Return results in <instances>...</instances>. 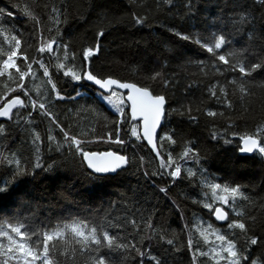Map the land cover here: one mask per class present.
Returning <instances> with one entry per match:
<instances>
[{"label": "trees", "instance_id": "1", "mask_svg": "<svg viewBox=\"0 0 264 264\" xmlns=\"http://www.w3.org/2000/svg\"><path fill=\"white\" fill-rule=\"evenodd\" d=\"M1 1L10 7L13 3L25 1L28 11L39 20L34 30L32 18L21 10L11 11L13 16L6 18L18 22L27 31L25 41L31 45V52L34 54H37L36 48L42 42L55 39L60 45H69L68 60L72 61V54L75 53V61L72 62L78 65L81 62L82 50L94 46L99 39L102 51L99 59L94 61L99 74L112 75L122 81L133 77L144 83L155 81L158 85L157 87L154 84L155 87L165 90L171 107L165 122L174 130L179 143L185 139L197 141L201 150L200 156L207 161L210 169L244 187L249 198L245 205L247 218L256 217L254 230L257 235L264 233L262 166L254 157L237 155L235 151L221 148L219 142L212 139L211 131L214 126H222L227 122L233 124L232 127L246 129L253 123L264 120V72L253 73L252 77H241L233 72L220 75L215 67L208 63L210 57L207 52L199 45L174 34V31L185 35L201 33L207 42H212L213 33L217 36L223 34L230 44L221 49V52H236L246 64L249 61L264 63L263 24L262 32L255 33H252L251 23L237 24V10L232 0H191V13L186 7V0H181L177 7L167 12L171 17L159 18L164 20L160 24L151 17L154 11L153 2L152 5L146 0H0V5ZM143 1L145 3H142ZM147 7L152 8L150 9L152 14L144 13ZM143 14L145 16H142ZM136 18L145 19L146 22L138 25L135 23ZM101 31L104 32V36L98 37ZM59 51L64 60L63 49ZM228 59L233 62V57L229 56ZM200 61H205V64L199 63ZM214 63L221 69L228 68V65L218 61ZM157 72L161 75L156 80L151 79ZM234 79L238 81L236 84L231 83ZM165 81L167 87H163ZM240 82L244 83L245 92L240 91ZM1 84L0 82V86ZM212 85H216L214 88L217 93L220 89L227 92L228 101L234 107L233 111L227 109L222 110L223 116H207L206 113L212 106V98L207 88ZM83 100L79 99L73 104L74 111L71 115L76 122L82 123L83 132L90 134L89 138L85 139L90 142L83 146H94L97 149L103 146H116L108 139L109 134L115 139V124L102 121L98 123V118L103 115V109L92 107L89 111L85 106L82 107ZM58 104L66 110L65 104ZM173 109L177 111L173 112ZM181 111L184 115H180ZM189 115L196 116L197 119L190 120ZM19 132L20 130L15 128L9 133L11 136L4 139L0 148L2 156L9 157L11 145L19 136ZM122 132L124 135L127 129L123 128L119 134ZM123 135L120 137L125 140ZM135 151L139 152L137 148ZM58 162L53 171H41L36 180L22 178V187L12 195V205L16 204L17 198H21L19 202L23 203L22 196L26 197L27 191L32 189L39 200L37 202H44V206L53 209L56 202L52 204L50 199L52 192L66 190L64 193L66 192L65 195L70 199L66 204L71 208L72 214L81 211L97 218L100 215L103 218L107 216L108 222L111 223L121 220L116 221L121 226L115 228L125 241L133 230L131 218L136 224H140L137 246L145 253V257L142 258L136 255L135 250H131L123 254L129 256L127 264L137 263L141 259L155 263V260L148 259L149 253L164 262L166 250L168 252L171 250L179 259L178 262L181 261L183 256L181 248L185 249L183 233L179 231L181 224L184 225V236L187 240L189 238L193 240V236L186 228L176 204L170 200L168 192L148 185L151 173L142 162L139 167L137 164L127 166L126 171H121L119 175H109L106 180L93 179L79 154L71 159L62 158ZM8 166L0 163V176L8 173ZM142 172L148 173L145 175L147 182L144 181ZM193 172L198 176L196 171ZM176 182L178 187L174 188V193L176 192L175 196L178 199L180 194L189 198L193 196L191 193L194 188L186 181L178 179ZM51 185L54 186L51 188ZM186 199L183 202L180 200V205L185 212H189ZM240 204L235 203L236 211L241 209ZM21 207L25 210L26 205ZM37 213L40 214V211ZM113 213L118 215L115 220ZM168 240L174 242L170 245L167 243ZM252 252L259 256L264 253V247L254 246ZM124 256L121 255L122 258ZM121 257L117 256L118 261ZM50 259L54 264H88L87 254H81L76 244L71 246L69 253L62 252L56 246L51 248L50 245ZM173 259L174 257L167 256L168 262L171 263Z\"/></svg>", "mask_w": 264, "mask_h": 264}, {"label": "snow or ice", "instance_id": "2", "mask_svg": "<svg viewBox=\"0 0 264 264\" xmlns=\"http://www.w3.org/2000/svg\"><path fill=\"white\" fill-rule=\"evenodd\" d=\"M163 2L172 4L173 0H163ZM258 2L264 5V0H258ZM14 6L18 7V5ZM186 7L188 12L191 13V0H186ZM237 7L239 12L237 13L238 19L236 23H252L251 14L244 12V6L239 3V0H237ZM23 12L32 18L34 22L33 29L35 30L39 20L27 8L23 9ZM12 16L13 13L11 11L0 8V17L11 18ZM145 22V19L142 18L135 19V23L138 25H143ZM2 23H4V20L0 19V24ZM13 31H16L17 35H13L10 38L5 37L6 40H9V48L6 51L0 49V57L6 56V58L0 59V78H6L7 81L15 85V87H11L6 84L3 90L0 91V119L12 121L15 118L19 122L26 114L28 120L25 122L31 124L33 122V113L38 111L42 117L48 118L52 124L59 128L63 134L64 142L63 144H57L56 150L59 151L62 147H66L67 151L73 156L79 154L81 160L86 162L87 168L91 170L90 175L93 179L106 180L110 174L119 175L121 171H126L131 159L129 156L113 151L87 149L83 145L90 141L78 139L75 135L70 134V131L66 130L59 120L58 115L52 111V108L55 107L52 103L53 99L55 101H75L80 95L79 93L75 97L62 95L58 88L59 77L56 76L54 78L49 71V68L52 67L51 54L54 51L58 52L63 49L64 61L60 60L59 55L56 56L57 63L54 65L56 73H62L63 77L69 78L76 83L82 81L90 82L91 85L95 86L99 98L111 106L115 113L118 114V120L114 122L117 125L115 139H113L111 134H109L108 139L117 145H124L126 142L119 135V126L125 124L130 118L131 121L136 122L131 126V137H134L135 141H146L147 145L151 146V151L155 153V158L159 160V168L162 171L151 175H167L173 181L182 178V168L177 163L172 151H168L166 154L162 152L166 143L170 147L177 144V140L174 139V130H168L164 123L169 115L168 99L165 95L157 94L149 87L138 85L137 83L124 82L111 75L99 74L93 67L94 61L99 59L102 51L99 39L94 46L82 50L81 64L77 69L74 63L71 65L68 63L69 45H60L55 39L46 43L42 42L36 48V52L40 54L41 58H33L28 54V49L31 48V45L23 41V33L17 29H13ZM174 34L185 41H191L199 45L201 49L207 52L210 57L208 63H211L220 75H224L226 72H233L238 73L241 77H252L253 73L264 72V63L262 62L249 61L246 64L244 59L236 52H221V49L230 44L223 34L217 36L213 33L212 42L203 41L199 38V34L185 35L175 31ZM103 36V31L98 33V37ZM22 43L25 44L23 50ZM53 45H56L55 49ZM45 55L48 56L47 63L43 58ZM229 56L233 57V62L229 61ZM18 60L21 63L18 64ZM71 60L75 61V53L72 54ZM215 61L228 65V68H219L215 65ZM199 63L205 64V61H200ZM34 64L39 65V68L43 69V76L47 78L46 83L51 86L49 96L41 94L43 98L39 99L32 97L31 89L25 84L26 77H34L36 75V70L33 69ZM101 71L103 70L101 69ZM160 75L157 72L151 79L156 80ZM237 82L235 79L231 81L233 84ZM165 87H167V81H165ZM240 91L245 92L243 82H240ZM220 92L225 97L227 96V92L224 89H220ZM51 93L55 95L52 96ZM210 94L215 97L217 96V91L214 88L210 89ZM225 104L227 108H232V103L226 99ZM29 109L31 110L29 111ZM172 111L175 112L177 110L173 109ZM188 112H191V108L188 109ZM206 114L209 117L224 115V113H217L211 110L207 111ZM180 115H184V112L181 111ZM189 119L195 121L197 117L189 115ZM231 126L230 124L229 127ZM2 130L0 128V131ZM233 135L236 136L237 133H233ZM39 139V135H36L33 143ZM212 139L219 141L222 137L213 133ZM48 140L50 142L54 141L55 137L49 135ZM135 141L132 144L133 147L137 146ZM224 143L231 144L232 141L224 139ZM143 146V143H141L140 147L142 148ZM238 152L241 154H258L264 159V129H257L256 133L252 135H240ZM179 158H191L196 163H199V151L186 146L179 154ZM140 160L143 162L144 157H140ZM0 163L15 165L13 183L17 179L25 177L36 180L39 176V173L36 172L37 169L51 172L55 166V162H53L44 167L38 160L29 170L27 165L21 166L20 161L15 159V154H12L11 159L7 156H2ZM145 175L147 176L148 173H145ZM187 175L191 177L195 173L189 170ZM211 187L213 190L221 189L220 184H214ZM161 191L166 193L167 189L162 188ZM222 191L233 197L231 204L228 196H218L216 199L219 201L220 206H215L214 203L208 202L206 198L203 202V207L208 209L217 221H228L227 229L230 230L229 235L236 237V239H229L226 235L220 234L218 230H214L212 224H208V230L215 231V239L221 242L219 245L220 252L212 248L213 256L225 259L227 264H259L258 259H252L251 249L252 246L264 247V233L256 234L254 230L257 223L256 217L244 218L245 214L242 211L235 210V197L237 195L245 200L249 198L243 196L239 186H225ZM9 192L10 185L8 183L0 185V194L7 195ZM194 203L201 202L194 201ZM225 205L232 208L235 213L234 217H230L229 212L224 210ZM31 220L32 217L29 216L20 217L19 210H16L12 217L3 219V222H0V264H54L53 260L50 259V245L51 248H54L56 245L51 242L58 241H63L65 245H70L71 243L78 245L80 253L87 254L88 264H126L129 259V256L125 255L120 261H114L110 257L101 254L104 249L109 251L123 249L125 253L135 250L136 255L142 258L145 257V253L137 246L139 242H118L119 238L111 234L109 229L121 225L108 222L107 216L104 219H99L70 215L69 218H59L58 222L48 229L34 226ZM131 224L133 227L138 228L135 220H132ZM69 236L71 240L68 239ZM201 236H204L205 240H207L203 231H201ZM241 237L244 238V244L238 247ZM167 243L171 245L173 241L168 240ZM187 246L190 250L193 249L194 244L191 238L188 239ZM221 253H226V257L222 256ZM208 254V252L201 251L199 247H196L192 257V264H197V256H207ZM132 259H135V257H132ZM148 259L155 260V264H163L160 259L151 256L150 253L148 254ZM139 264H145L144 259H141ZM217 264H219V260H217Z\"/></svg>", "mask_w": 264, "mask_h": 264}, {"label": "rangeland", "instance_id": "3", "mask_svg": "<svg viewBox=\"0 0 264 264\" xmlns=\"http://www.w3.org/2000/svg\"><path fill=\"white\" fill-rule=\"evenodd\" d=\"M181 0H173L172 4H166L163 2V0H146L147 3L152 4L154 6V12L152 14V8H146L144 11L145 14H152L151 17L155 22L158 24L164 22V20H160L159 18L161 16L164 17H171L170 13H167L171 11L172 8L177 7L180 4ZM218 1V0H217ZM142 3H145L144 1ZM232 3H234V6L236 7L237 13L239 12V8L237 7V0H232ZM239 3L244 6V12L245 13H250L251 18H252V33H255L256 31L262 32V24H263V32H264V5H261L258 0H239ZM12 6H7L5 2L1 1L0 8L5 9L6 11H13L15 9L23 11V9L27 8L26 2L22 1L20 3H13L11 4ZM18 5V7L14 6ZM28 9V8H27ZM165 9V10H164ZM164 10V11H163ZM149 12V13H148ZM143 14L142 16H145ZM157 15H160L157 17ZM2 19V18H0ZM4 23L0 24V49L7 50L10 46L9 40H6L5 37H11L13 35H17L16 31H13V29L19 30V32L23 33V41H25V37L27 36V31L16 21H9L6 18H3ZM20 38V37H18ZM199 38L205 41L203 35L199 33ZM28 44V43H27ZM25 44L22 43V50L24 49ZM56 47H54L55 49ZM23 54V51H22ZM28 54L29 56L33 58H41L40 54H34L31 52V48L28 49ZM59 55L60 60L64 61L60 51H54L51 54V64L52 67L49 68L50 73L53 74L54 78L56 76L59 77L58 79V88L61 92L62 95L68 96L71 95L75 97L77 93H79V97L73 101V100H67V101H55L53 99L52 103L55 105V107L52 108V111H54L58 117L59 120L62 122L63 126L65 127L66 130L70 131V134L75 135L78 139H88L89 135L88 132H83L84 126L82 125L81 122H76V119L74 117L71 118V115L73 114L74 111V103H77L79 99H84L83 101H87L85 104L83 102L82 107L85 106V108H88L90 111V108H95L98 109L101 107L103 109V115L101 118H98V123L102 122H111L114 123L115 121L118 120V114L115 113V110L111 108V106L107 105L105 101H102L99 98L98 92L95 90V88L88 84L86 81H82L80 83H76L71 81L69 78L63 77L62 73H56L54 65L57 63L56 61V56ZM6 58L5 57H0V59ZM45 59V62H48V56L45 55L43 57ZM21 63V61L18 60V64ZM68 63L71 65L73 62L68 60ZM81 62L78 65H75L77 69L79 68ZM93 67L95 68V64L93 63ZM33 69L36 70V75L26 77L25 79V84L28 86L29 89H31V95L34 99H39L43 98V96H49L50 94V85L46 83L47 78L43 76V69L39 68V65L34 64ZM96 69V68H95ZM105 75V74H102ZM112 76V75H111ZM134 78V77H133ZM129 78L125 79L127 81L125 82H133L137 83L138 85L146 86L149 87L151 90H153L157 94H165V90L163 89H158V85L153 82L150 83H144L143 81L137 79V78ZM0 82L2 83L0 86V91L3 90L4 85H10L11 87H14L15 85L11 84V82L7 81L6 78H0ZM157 87H155V85ZM216 85H212L211 87L209 86L207 88V92L209 96L212 98V106H211V111H215L217 113H221L222 110H230L233 111L234 107L232 108H227L225 104V99L228 101L227 96L225 97L219 90V93H217V96H212L210 94V89H213ZM162 87V86H161ZM165 87V85L163 86ZM215 89V88H214ZM52 96H54V93H51ZM23 98V97H22ZM58 103L65 104L66 110L64 108L60 107ZM91 104V105H90ZM169 109L171 110V107L168 104ZM31 109H29L30 111ZM70 114V116H69ZM87 114V112H86ZM67 116V118H65ZM28 120L27 115H24V118L21 119L19 122L16 121L14 118L12 121H6L2 120L0 122V128L3 130L0 131V148L1 144L3 143L4 139L7 138L8 136L10 137L9 133H11L15 128H18L20 130L19 136L16 138L14 143L11 145V149L9 152V159L12 158V154H15V159H18L21 163V166L27 165L29 167V170H31V166L34 165L38 160L40 163L44 165V167H47V165L52 164L55 162V167L59 164L58 160L62 158H67L71 159L72 157H76L77 155L73 156L71 153L67 151L66 147H62L59 151L56 150L57 144H63L64 138L63 134L60 132L59 128H57L54 124L51 123V121L46 118L42 117L39 112H34L33 113V122L31 124L26 123L25 121ZM136 122L131 121L129 118L128 121L119 126V132L123 129H127V133L123 132L119 134L120 136L123 135L125 137V144L124 145H117L116 146H103L100 149H97L96 147L92 146H85L87 149L94 150V151H104V150H114L115 152L129 156L130 166H136V164L139 167V164L141 163L140 157H144L143 160V166H146V168L150 171V173H159L162 171L159 168V160L155 158V153L151 151V149L146 145V143L140 142V141H135L134 137H131V126ZM166 125V128L168 130H173L170 128L166 122H164ZM115 124V123H114ZM226 124V125H225ZM222 126H214L211 131L212 133L218 134V136L222 137L219 141V146L223 149H230L232 151H235L237 155H239L238 152V146H239V136L240 135H252L255 134L257 129H264V120L257 121L253 123L251 127H248L246 129H240L239 127H229L231 123H225ZM233 125V124H231ZM116 130H117V125L115 124ZM233 133H237L236 136L233 135ZM36 135H39L40 139L36 140L35 143H33V140ZM52 135L55 137L54 141H49L48 136ZM163 135V133H161ZM174 139L177 140V138L174 136ZM224 139L232 141L231 144H225ZM191 139H185L181 143L177 140V144L175 146H169L167 143L164 145L162 152L166 154L168 151H172L173 156L176 158L177 163L181 166L182 168V173L181 176L182 180L186 181L190 186H192L194 189L192 197L185 196L183 194H180L178 199L174 193V188H177V182L176 180L173 181L170 176L164 175H156L152 176L151 179L148 180V185L150 187H153L155 189L161 190L162 188H166L167 192L170 196V200L172 203L176 204L178 211L180 212V216L182 219H184L185 226L188 229V231L192 234L193 236V244L194 247L193 249H189L187 246V238L184 236V225L180 226L179 231L183 233L184 241H185V249L181 248L183 250L182 253V258L181 261H179L178 258L173 254L171 250L168 252L166 250V260L163 262V264H192V257L193 253L195 251L196 247H199L201 251L208 252L209 254L207 256H197V264H217V260H219V264H227L225 259H220V257H214L212 253V248H215L217 252H220V247L219 245L221 244L220 241H217L215 239V231H210L208 230V224L213 225L214 230H218L220 234L226 235L229 239L235 240L236 237L230 236V230L227 229V223L228 221H217L213 216L212 213L208 211V209L203 207V202L205 199H208V202L214 203L215 206H220L219 201L216 199L218 196H228L230 204L233 201V197L230 195L224 193L222 189L225 186L229 187H236L239 186L241 193L243 196L247 197L246 191L244 187L240 183H235L229 179L223 178V176L219 175L217 172L213 171L210 169L207 165V161L201 158L200 156V148L199 145H197V141H190ZM135 141L136 147H133L132 144ZM143 143V147H140V144ZM192 147L194 150L199 151V163H196L195 160L191 158H186V159H180L179 154L183 151L184 147ZM138 149L139 152L136 153L135 149ZM251 157H254L257 161L258 164H260L264 170V159L259 157L258 155H253ZM201 158V159H200ZM8 173L1 175L0 176V185H4L5 183H8L10 185V192L7 195L0 194V222H3V219H7L12 217L15 213L16 210H19V215L20 217L24 216H29L32 217L31 223L34 226L41 227V228H51L54 226L59 218H69L70 215H79L81 217H90V218H97L95 216H91L87 212H71V208L67 206V202H70V199L65 195L64 191L66 190H61L59 193H54L52 192L51 194V201L52 204L53 202H56V205L54 206L53 209H48L46 205L44 206V202H37L36 195L34 194L32 189H29L27 191V196L23 197L22 196V201L21 198H17L16 204L12 205V195H14V192L17 191L20 187H22L21 179H17L13 183V171L15 168V165H9L8 166ZM53 169V170H54ZM196 171L198 176H191L189 177L187 175L188 171ZM42 170L37 169L36 172L42 173ZM144 181L147 182L145 174L142 172ZM30 179V178H29ZM178 180V179H177ZM214 184H220L221 189L218 190H213L211 185ZM66 186V184H64ZM54 185H51V188ZM132 196V194H131ZM5 198V199H4ZM187 198V204L189 212H185L183 208L180 205V202L184 201V199ZM181 200V201H180ZM20 201V202H19ZM194 201H200L201 203H194ZM240 202V210L245 214L244 218H247V211H246V203L247 200L242 199L239 195L235 197V203ZM34 206H32V204ZM31 204V205H28ZM22 205H26L25 210L22 209ZM107 205V204H106ZM105 205V206H106ZM239 207V206H238ZM76 208V207H75ZM6 209V210H5ZM5 210V211H4ZM113 210H115V206H113ZM224 210L229 212L230 217H234L235 213L233 212L232 208L229 207L228 205L224 206ZM40 211V214L37 213ZM34 214V216H33ZM114 214V219L118 216L117 213ZM99 219H104L99 216ZM181 219V220H182ZM134 220L131 218V221ZM121 222V220H115L112 223ZM117 224V223H116ZM131 224V222H130ZM180 224V221H179ZM132 225V224H131ZM137 227H133L132 233L128 234V239L127 241L124 240L122 236H120L119 231L117 229H112L110 228L109 231L111 234L117 236L119 238L118 242H131V243H137V240L140 238V224H137ZM133 226V225H132ZM156 227V226H155ZM119 228V227H117ZM178 229V228H177ZM134 231V233H133ZM157 231V228H156ZM201 231L204 232V235L207 237V240H205L204 236H201ZM238 231V230H237ZM125 234V233H124ZM69 240H71V237H68ZM161 242V240H159ZM174 242V241H173ZM6 243V242H5ZM55 243L56 247L59 248L62 252L69 253L71 250V246L74 243H71L70 245H65L63 241H58V242H51ZM244 244V238L241 237L238 243V246H243ZM175 246V244H174ZM254 246H252L253 249ZM175 248H177L175 246ZM251 249V252H252ZM120 251V253H119ZM165 251V249H164ZM168 252V254H167ZM170 253V254H169ZM102 255H105L106 257H110L114 261H118L117 256L121 255L124 256L125 254L123 249H118L115 251H109L108 249H104L101 252ZM222 256L226 257V253H221ZM167 256L170 258H173V261L170 263L167 260ZM122 259V257H121ZM165 259V258H164ZM184 259V261H183ZM252 259H258L259 264H264L262 262L264 260V253L261 255H255L252 252ZM186 260V261H185ZM127 264V263H126ZM134 264H139V262L134 263ZM145 264H155L154 262H149L145 261Z\"/></svg>", "mask_w": 264, "mask_h": 264}, {"label": "water", "instance_id": "4", "mask_svg": "<svg viewBox=\"0 0 264 264\" xmlns=\"http://www.w3.org/2000/svg\"><path fill=\"white\" fill-rule=\"evenodd\" d=\"M87 82V81H86ZM88 84H90L91 85V83L90 82H87ZM93 86V85H92ZM94 88H95V86H93ZM2 121V119H0V122ZM146 142V141H145ZM147 143V142H146ZM149 148H151V146H149ZM104 151H113V150H104ZM113 152H115V151H113ZM242 155H249V154H242ZM83 163H84V165H85V167H86V169L90 172L91 170H89L88 168H87V164H86V162H84L83 161ZM110 175H114V174H110ZM214 218H215V216H214Z\"/></svg>", "mask_w": 264, "mask_h": 264}, {"label": "bare ground", "instance_id": "5", "mask_svg": "<svg viewBox=\"0 0 264 264\" xmlns=\"http://www.w3.org/2000/svg\"><path fill=\"white\" fill-rule=\"evenodd\" d=\"M214 217V216H213Z\"/></svg>", "mask_w": 264, "mask_h": 264}]
</instances>
